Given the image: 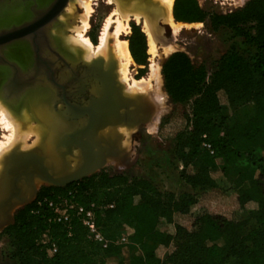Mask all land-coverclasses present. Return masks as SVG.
I'll return each instance as SVG.
<instances>
[{
	"label": "trees",
	"instance_id": "obj_1",
	"mask_svg": "<svg viewBox=\"0 0 264 264\" xmlns=\"http://www.w3.org/2000/svg\"><path fill=\"white\" fill-rule=\"evenodd\" d=\"M173 17L189 24L204 23L208 17L213 32L229 30L245 50L231 49L212 73L193 65L182 52L171 54L161 67L163 89L175 111L162 122L160 134L172 141L178 168L182 167L179 178L194 193L176 196L144 179L104 173L65 188L43 189L14 213L13 223L3 231L11 261L264 264V0H249L226 15H207L195 0H175ZM128 48L133 61L145 66V39L135 27ZM249 104L245 122L228 123ZM229 190L232 195L226 197ZM62 200L84 209L94 205L105 248L88 239L72 214L67 224L54 222L48 203ZM202 203L208 211L193 217ZM234 209L245 210L247 221H234ZM162 222L167 226L164 232L158 229ZM123 227L126 242L115 243ZM43 234L55 245V253L39 242ZM171 245L174 250L167 254ZM124 248L131 254L127 260Z\"/></svg>",
	"mask_w": 264,
	"mask_h": 264
},
{
	"label": "rangeland",
	"instance_id": "obj_2",
	"mask_svg": "<svg viewBox=\"0 0 264 264\" xmlns=\"http://www.w3.org/2000/svg\"><path fill=\"white\" fill-rule=\"evenodd\" d=\"M200 7L207 15L210 14H230L232 12L238 11L244 7V5L249 0H195ZM175 2V0H174ZM242 3V4H241ZM174 6V5H173ZM76 14L74 18L69 19V24L65 26L57 20V26L53 30V35L58 37L56 40V46L58 42V47L61 50L63 49L62 39L75 36V34L70 30L71 27L78 26L80 27V22L77 17L81 16L84 13L83 8L76 7ZM91 13L88 18V29L85 33V36L89 39V41L93 45H97L101 30L103 28L104 22L107 20L108 17H114L112 13L114 11V4L109 3L108 0H97L92 2L91 4ZM64 13L61 14V16ZM76 18V19H75ZM73 19V23L72 20ZM175 20V19H174ZM76 21V22H75ZM185 25H193L192 27H185L182 31L177 34L173 35L172 31L169 27L165 25L158 24V27L161 29L160 39L157 42V51L156 56L152 58L147 53V41L146 36L142 32L140 26L134 23L133 21L128 22L129 26V35L126 36L122 34L120 36L121 40H126L128 42L132 37V28L135 27L140 31V33L144 36L145 39V66L137 65L133 59L132 64L130 67V78L134 80H139L147 76L149 72V65L152 58V61H155L159 69V78H160V95L164 96V112L162 117L160 118V123L157 127V132L155 134H149L144 129L137 130L131 134L130 141H129V149L125 150L121 153L119 158L109 159L107 161L106 166L99 170L96 174L104 173L110 176L120 175L126 177L127 179L131 180L134 178L137 179H144L151 182L155 185L159 190L164 192H169L176 196L182 194H192L194 193L188 186H186L180 180L179 176V168H178V161L175 159L173 154V143L167 136H161L160 129L161 124L164 120H166L174 111L175 107L169 100L168 96L166 95L163 89V78L161 75V67L163 63L167 60V58L175 53V52H182L188 56L190 61L196 67L202 66L205 68L207 73H212L213 70L216 68L217 63L219 62L220 58L224 56L226 53L230 52L231 49L236 50L237 52L243 53L244 48L241 46L242 40L240 38L234 37L233 33L227 29H219L216 32H213L209 25L208 17L206 22L204 23H181ZM196 25V27H195ZM62 27V28H61ZM111 30V29H110ZM71 31V32H70ZM62 32V34H61ZM124 35V36H123ZM247 50V48H246ZM63 53V52H62ZM61 54V53H60ZM63 56V54H62ZM66 57V56H65ZM70 57V56H69ZM71 58V57H70ZM66 59H68L66 57ZM72 61H80L83 62L81 59H72ZM70 59L68 61H71ZM85 63V62H83ZM1 90V88H0ZM42 92H48V90L40 91L39 93H32L27 96L24 100H21L17 105L9 104L10 107L12 105L16 109H20L21 105L25 100L28 98H35ZM50 93V91L48 92ZM53 96V94H52ZM140 97V96H135ZM55 100V98L53 97ZM52 100L49 104V113L50 109L54 103ZM7 102V101H6ZM146 104H150L144 100ZM8 104V103H7ZM45 105V104H44ZM151 105V106H150ZM150 108L153 111L158 109L157 106L150 104ZM251 113V105H247L244 108L237 111L233 116L229 119L228 123L233 122H245L247 118L250 116ZM35 125L39 126L38 122H34ZM40 125L46 130L45 123L42 121ZM40 126V127H41ZM47 131H45L46 134ZM8 135V131L4 130L0 125V141L4 139L5 136ZM45 139V135L43 137ZM107 138H109L107 136ZM114 139V138H113ZM116 139V138H115ZM35 140L34 136H30L26 143L30 146L33 141ZM119 138L117 139L118 149L119 148ZM39 148V146H36ZM34 149V147L32 148ZM121 152V150H120ZM72 164V162H71ZM219 185L223 187L225 185L224 182H220ZM50 188V186L39 184L37 185V193L34 199L30 200L28 204L32 203L38 193L42 192L43 189ZM232 191H227L225 193L226 197H231ZM212 200L210 199V202ZM212 206L214 207V203L212 201ZM207 205V204H205ZM21 207L17 208L15 212L20 209ZM208 209L206 206L202 205L197 207L192 215L193 217H198L203 213L207 212ZM14 212V213H15ZM232 219L236 222L247 221L248 213L245 210L234 209L232 211ZM251 226H248L250 229ZM159 231H166L167 226L165 223H160L158 226ZM4 229L0 230V264H16L15 262L9 259L10 255V247L9 241L7 237L3 233ZM120 237L115 240V243H119ZM221 245V242L219 243ZM174 250V246L171 245L168 248L167 254L172 253ZM122 253L126 260L131 255L129 251L124 248Z\"/></svg>",
	"mask_w": 264,
	"mask_h": 264
},
{
	"label": "water",
	"instance_id": "obj_3",
	"mask_svg": "<svg viewBox=\"0 0 264 264\" xmlns=\"http://www.w3.org/2000/svg\"><path fill=\"white\" fill-rule=\"evenodd\" d=\"M68 1L63 0L60 3L58 12ZM0 46H4L2 40ZM77 62L75 60V63ZM83 65L88 67L90 72L92 70L98 74L94 80L101 83L102 95L88 107L76 108L77 112L71 111L66 102L63 104L68 109L61 111L55 108L54 102L50 115L44 122L47 131L44 139L46 147L28 151L15 150L9 153L0 177V215L7 219L6 223L0 224V230L13 223V213L17 208L27 205L34 199L38 183L64 188L96 174L106 166L109 159L119 158L121 152L117 145L118 138L104 137L102 135L104 129L125 126L129 129L142 130L149 122L152 109L140 97L124 96L122 87L115 79V65L112 60L106 66L102 60ZM104 68L107 69V76L104 75ZM35 71L33 78L39 74L43 76L44 81L48 80L43 69ZM32 81L23 84L12 81L10 85L1 87L3 99L8 102L9 99L18 96L14 103L17 105L24 96L34 91L29 88L26 91L22 90L31 86ZM47 87L51 92L49 85ZM137 117L138 121L131 123V119L135 120ZM74 150L79 152L80 158L76 167H72L70 159L74 157Z\"/></svg>",
	"mask_w": 264,
	"mask_h": 264
},
{
	"label": "bare ground",
	"instance_id": "obj_4",
	"mask_svg": "<svg viewBox=\"0 0 264 264\" xmlns=\"http://www.w3.org/2000/svg\"><path fill=\"white\" fill-rule=\"evenodd\" d=\"M94 1L97 0H69L62 11L64 14L61 16V13L58 16L60 17L59 21L67 26L70 22L69 19L74 18V15L76 14V7L79 6L84 10V13L77 17L81 24L80 27L74 26L70 28L75 36H69L62 39V43L64 44V50L62 52L65 54L64 56L68 58L66 59L67 61L69 59L71 60V58H75L81 59L83 62L89 64L95 60H102L104 66H106L109 61L112 60L115 65V79L122 87L124 96H140V98L146 102L158 107L156 111H153L149 122L144 127V130L147 133L155 134L160 123V118L164 112L165 103L164 96L159 93V69L155 64V61H152V58L156 56L157 42L161 38L160 35L162 32L158 27V24L169 27L173 35H177L185 27H192L193 25L181 24L174 20V0H149L148 3L141 0H108L109 3L114 4V11L112 12L114 17L111 18L110 16L107 18L101 30L97 45H93L85 36V33L88 29V18L92 11L91 4ZM71 21L73 23V19ZM130 21H133L140 26L142 32L146 36L148 47L147 53L152 57L147 76L139 80L130 78L132 57L129 52L128 42L120 39L122 34L126 36L129 33L128 22ZM49 43L53 47L56 46V40L54 39H50ZM3 51H5V49H3ZM24 74H28V81L33 80V83H31V86L24 87L22 90L26 91L29 88L34 91L24 96L22 100L32 93H39L40 91L48 90V83L47 81H44L42 75L36 74L32 79V71L28 70L27 72L26 70L21 69L20 77H25ZM48 92H42L35 98H28L23 102L20 109H16L13 105L10 107L9 104H14L18 96H16L15 99H9L8 102H6L0 91V125L6 130V132L8 131V135L0 141V177L5 159L12 151H28L32 150L33 147L36 148V146H39L40 149L46 147H44L46 141H44L43 138L46 130L40 125V123L42 121L45 122L50 115L48 106L51 104L50 102L54 100L52 93ZM35 121L38 122L39 126L34 124ZM134 129H129L125 126H118L116 128L108 127L104 129L102 135L104 137L108 136V139L119 138V148L122 153L129 149L130 136L135 131ZM30 136H34L35 140L30 146H28L26 141ZM78 155L79 152L74 150V157L70 158L72 167L78 165L80 161Z\"/></svg>",
	"mask_w": 264,
	"mask_h": 264
},
{
	"label": "flooded vegetation",
	"instance_id": "obj_5",
	"mask_svg": "<svg viewBox=\"0 0 264 264\" xmlns=\"http://www.w3.org/2000/svg\"><path fill=\"white\" fill-rule=\"evenodd\" d=\"M62 1L0 0V40L4 43V46H0V88L10 85L12 81L16 84L28 83V74L20 77L21 69L32 71L31 76L35 74V69H43L55 98V108L66 111L68 108L63 104L66 102L71 111L77 112L76 108L88 107L97 101L103 87L94 80L98 74L84 67L83 64L87 63H75L74 60L73 64L72 60L67 61L58 42L55 47L49 43L50 39L58 40L52 32L57 26L58 16L65 8L58 12ZM103 70L107 76V69ZM136 121L138 117L131 119V123ZM6 222V217L0 215V224Z\"/></svg>",
	"mask_w": 264,
	"mask_h": 264
},
{
	"label": "built area",
	"instance_id": "obj_6",
	"mask_svg": "<svg viewBox=\"0 0 264 264\" xmlns=\"http://www.w3.org/2000/svg\"><path fill=\"white\" fill-rule=\"evenodd\" d=\"M209 149L208 146H206ZM212 153V152H210ZM182 167H179L181 170ZM161 191V190H160ZM164 192V191H161ZM48 207L51 208L55 214L54 222L67 224L71 219V214L76 218H79L81 221L82 226L87 231L88 239L92 240L93 242L100 244L103 248L106 247L107 241L101 235L99 229L95 224V217H94V205H91L90 208L84 209L82 207L76 206L69 200H62L58 204H54L53 202L48 203ZM108 208H112L109 206ZM125 227H123L122 234L119 239V244H124L126 242L125 238ZM41 244H46L49 246L48 252L55 253L56 247L54 244L49 242V239L46 234H43L39 241Z\"/></svg>",
	"mask_w": 264,
	"mask_h": 264
}]
</instances>
